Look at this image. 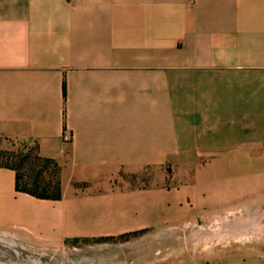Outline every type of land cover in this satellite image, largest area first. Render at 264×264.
Returning <instances> with one entry per match:
<instances>
[{
  "label": "crops",
  "instance_id": "1",
  "mask_svg": "<svg viewBox=\"0 0 264 264\" xmlns=\"http://www.w3.org/2000/svg\"><path fill=\"white\" fill-rule=\"evenodd\" d=\"M0 140L61 189L0 167V235L60 264H264V0H0Z\"/></svg>",
  "mask_w": 264,
  "mask_h": 264
},
{
  "label": "trees",
  "instance_id": "2",
  "mask_svg": "<svg viewBox=\"0 0 264 264\" xmlns=\"http://www.w3.org/2000/svg\"><path fill=\"white\" fill-rule=\"evenodd\" d=\"M38 163H42V167L35 171ZM25 164L29 165L28 171L23 170ZM0 167L15 172V190L17 192L43 200L61 198L60 180L56 176L54 177L52 172H48L50 167L58 168L52 160L41 159L30 154L19 158L18 156L15 157L14 154L0 151Z\"/></svg>",
  "mask_w": 264,
  "mask_h": 264
},
{
  "label": "rangeland",
  "instance_id": "3",
  "mask_svg": "<svg viewBox=\"0 0 264 264\" xmlns=\"http://www.w3.org/2000/svg\"><path fill=\"white\" fill-rule=\"evenodd\" d=\"M33 149L25 143L11 142L0 140V151L14 154L15 157H23L25 155H35ZM33 158V157H32ZM31 158V159H32ZM35 171L42 167V163H38ZM29 165L25 164L23 170L28 171ZM49 173H53L54 177L60 180V170L58 168H48ZM173 172L171 166H165L164 174L170 177ZM74 244V243H73ZM38 250V251H37ZM74 260V256L70 257ZM0 263L4 264H60L61 258L59 254H51L43 250L32 248L30 245L23 244L19 239L12 236L0 235Z\"/></svg>",
  "mask_w": 264,
  "mask_h": 264
},
{
  "label": "built area",
  "instance_id": "4",
  "mask_svg": "<svg viewBox=\"0 0 264 264\" xmlns=\"http://www.w3.org/2000/svg\"><path fill=\"white\" fill-rule=\"evenodd\" d=\"M70 140H71V136H70L69 132L65 131V133H63V136H62L63 143H69Z\"/></svg>",
  "mask_w": 264,
  "mask_h": 264
},
{
  "label": "bare ground",
  "instance_id": "5",
  "mask_svg": "<svg viewBox=\"0 0 264 264\" xmlns=\"http://www.w3.org/2000/svg\"><path fill=\"white\" fill-rule=\"evenodd\" d=\"M0 264H4V263H0Z\"/></svg>",
  "mask_w": 264,
  "mask_h": 264
}]
</instances>
